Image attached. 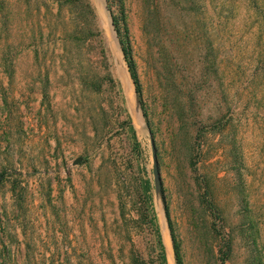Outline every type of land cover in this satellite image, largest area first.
Segmentation results:
<instances>
[{
  "label": "rangeland",
  "instance_id": "1",
  "mask_svg": "<svg viewBox=\"0 0 264 264\" xmlns=\"http://www.w3.org/2000/svg\"><path fill=\"white\" fill-rule=\"evenodd\" d=\"M73 1L59 13L54 0H0V264H159L141 214L148 182L168 264L170 226L184 264H251L239 230L246 206L264 242V27L254 11L245 0H206L197 17L181 0H112V11L107 0ZM120 2L143 121L113 22ZM148 4L184 40L170 74L150 46ZM209 42L216 75L202 73ZM181 81L193 99L185 123L173 106L186 95Z\"/></svg>",
  "mask_w": 264,
  "mask_h": 264
},
{
  "label": "trees",
  "instance_id": "2",
  "mask_svg": "<svg viewBox=\"0 0 264 264\" xmlns=\"http://www.w3.org/2000/svg\"><path fill=\"white\" fill-rule=\"evenodd\" d=\"M54 1L57 2L59 13H61V11L63 10V0H54ZM66 2L74 3L73 0H66ZM79 2L82 3L83 7L86 6L87 8H91V5L88 0H79ZM107 2H108L109 10L112 11L113 9L112 0H107ZM180 3L181 4L185 3V7L182 10V12L188 15L194 14L197 17L202 14V9L206 3V0H181ZM244 3L245 4L247 3L248 6L251 7L260 25L264 27V0H245ZM148 5L149 7H147V10H146L147 18H146L145 30L148 34H150L149 36H151L150 46H151V49L155 50L154 54L163 57V59L162 58L159 59V62H161V66H162L161 71H165V73L170 74L172 70L170 62L173 61V59H170V57L174 56L175 60L176 58L178 59V54L180 53L179 49L181 47V41H184V40H181L179 34L176 32L175 29L172 30V26L170 25L168 21H166V17L162 16L161 9L157 5H155L154 10L150 9V4ZM119 8H120L119 13L114 14L112 12L113 22H114L116 31L118 33V38H119L121 49L124 55V60L128 67V71L132 78L134 87L136 91L139 93L140 97L142 98L143 87L140 81L138 65H137L136 59L133 54V48H132L131 39L129 35V27H128V22L126 18L125 7L122 2H120ZM186 37L187 35H185L184 38ZM61 41L63 42V34L61 37ZM10 47L11 46H9L8 48ZM173 49H176V51H173ZM183 58L185 59L186 56ZM201 66H202V73H205L207 75H216L218 73V64H217V58L214 53L213 42L210 43L209 48L206 49V52L204 53ZM164 78H166L165 75H164ZM167 85H168V90L170 92V83L167 82ZM180 86L181 87L185 86V88L187 89L186 95L184 94L183 97H178V96L175 97L173 106H174L175 113L177 114L179 118V121L181 123H185L186 113L188 110L187 106L188 104L193 103V99H192V94L190 92H187V91H190L189 89L191 88L189 87L188 83L181 81ZM192 92L195 94V90L192 89ZM142 108L144 111V116L147 117L146 109L144 108V106H142ZM226 108L228 112L230 110L229 102L227 103ZM130 130L132 134L135 135L134 131L132 130V127L130 128ZM218 132H222L221 129ZM234 150L235 151L232 150L231 152V155L235 157V162H236L235 164H237L234 167V171H236L239 185H243L244 180H243V175H242V167L244 166V159L242 160L243 157L239 155L236 148H234ZM192 167L196 168V163L193 162ZM150 192H151V184L148 182L145 187L144 195H143L145 198L144 205L146 207L144 209L145 212L143 211L141 213L142 221H144L145 224L149 228L154 230L156 234L158 248H159V255H158L159 264H168L167 255H166V247L163 242L162 235L160 233V230L157 224V218L152 213L149 207L151 204ZM208 194L209 193L205 194V197H204L205 203L208 202L207 201ZM211 208H214L213 204H211ZM167 214L169 216V213ZM240 225L241 226L239 230L243 236L242 241L245 243L247 247L252 249V252H253V255L251 257L252 258L251 264H264V242L263 241L261 242L259 239L261 228H260V225L258 224L257 219L253 217L252 211H250L249 207L247 206L242 212V218H241ZM170 228H171V236H172V241H173V248H174V253H175L176 264H184L181 250H180V245L174 234L173 227L170 226ZM225 247H226V250L222 251V254H223L222 260L228 261L233 251L232 240H229V242L227 243Z\"/></svg>",
  "mask_w": 264,
  "mask_h": 264
},
{
  "label": "water",
  "instance_id": "3",
  "mask_svg": "<svg viewBox=\"0 0 264 264\" xmlns=\"http://www.w3.org/2000/svg\"><path fill=\"white\" fill-rule=\"evenodd\" d=\"M132 80V78H131ZM126 83L129 85V79L126 78ZM135 96L137 100V111L136 115L138 116L139 121H143L145 119L144 111L142 108V102L140 99L139 93L135 89ZM151 135V145H152V152H153V162H154V177H155V189L158 196L162 197L163 195V189H162V179H161V172L159 167V161H158V155H157V148L155 144L154 137ZM81 161V159L77 160L75 164H78Z\"/></svg>",
  "mask_w": 264,
  "mask_h": 264
},
{
  "label": "crops",
  "instance_id": "4",
  "mask_svg": "<svg viewBox=\"0 0 264 264\" xmlns=\"http://www.w3.org/2000/svg\"><path fill=\"white\" fill-rule=\"evenodd\" d=\"M133 82V81H132Z\"/></svg>",
  "mask_w": 264,
  "mask_h": 264
}]
</instances>
